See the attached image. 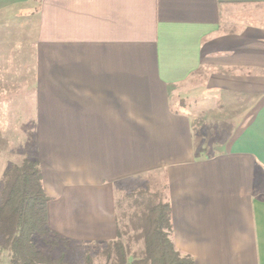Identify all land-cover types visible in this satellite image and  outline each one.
<instances>
[{"label":"crops","instance_id":"obj_1","mask_svg":"<svg viewBox=\"0 0 264 264\" xmlns=\"http://www.w3.org/2000/svg\"><path fill=\"white\" fill-rule=\"evenodd\" d=\"M25 116L53 234L114 240L158 175L181 253L264 264V0H0V132Z\"/></svg>","mask_w":264,"mask_h":264},{"label":"trees","instance_id":"obj_2","mask_svg":"<svg viewBox=\"0 0 264 264\" xmlns=\"http://www.w3.org/2000/svg\"><path fill=\"white\" fill-rule=\"evenodd\" d=\"M151 176L142 187L117 190L116 238L83 250L49 230V197L33 153L8 160L0 179V264H195L175 247L165 185Z\"/></svg>","mask_w":264,"mask_h":264},{"label":"rangeland","instance_id":"obj_3","mask_svg":"<svg viewBox=\"0 0 264 264\" xmlns=\"http://www.w3.org/2000/svg\"><path fill=\"white\" fill-rule=\"evenodd\" d=\"M192 109L191 113H195L196 117L197 115H201L202 112L204 111L203 109L199 108V107H192L189 108ZM197 121V119H195ZM195 125L197 126V128H201L202 126L200 125V123L195 122ZM208 125V126H207ZM33 124L30 123L29 118L27 116H25L23 118V122L21 123H17V124H8L7 125V129H5L6 127H4L6 132H0V151L2 152V154L10 161L12 162H17L25 153H33V148L31 146V135L33 134V128H32ZM204 129L206 130V128L208 129L209 126L212 127V125L206 123V125H204ZM2 129V131L4 130ZM201 129V130H202ZM208 131V130H207ZM17 136V137H16ZM211 139L206 138V142H210ZM154 177V175H152ZM151 176V177H152ZM156 181H159L161 183V179L158 175H156ZM147 181H149L148 179H142L137 181L133 186L134 187H142L145 185V183H147ZM39 248L42 251L47 252L48 251V247H45L44 245H42V243L40 241L37 242ZM100 246L98 245H87L83 247L84 249H91L92 251H95L99 248ZM96 263L98 262L97 260L95 261ZM4 264H7V261H5Z\"/></svg>","mask_w":264,"mask_h":264}]
</instances>
